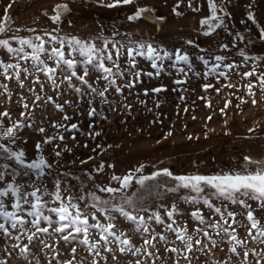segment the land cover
Returning a JSON list of instances; mask_svg holds the SVG:
<instances>
[{"label": "rangeland", "instance_id": "rangeland-1", "mask_svg": "<svg viewBox=\"0 0 264 264\" xmlns=\"http://www.w3.org/2000/svg\"><path fill=\"white\" fill-rule=\"evenodd\" d=\"M112 2L113 0H0V21L5 15L11 21L10 30L5 36L15 34L32 37L48 32L92 40L101 37L125 42L145 41L169 51L180 48L190 55L191 71L187 77L178 76L175 69L168 66L170 62L165 61L164 70L159 76H142L136 87L125 90L123 95L111 92L110 105L115 107V111L110 105H101L97 101L98 112L96 116L89 117L86 102L77 107L66 105L65 113L72 119L63 121L65 113L57 111L50 104L35 105V110L31 113L32 119L28 121L32 126L20 130V140L17 142L25 150L29 160L40 154L35 149L37 142L42 143L45 136L56 135V129L52 128L53 122L78 125V130H60L65 137L63 141L57 139L52 144H42L43 154L52 164L51 169L45 170L46 175L42 177V181L51 189L59 179L62 186L70 184L73 191L78 193L81 188L94 189L97 184L108 185L112 175L123 176L135 172L141 165L144 166L141 173L143 175H149L152 170L163 169L174 174L172 162L178 160L186 163L182 164L183 171L197 166L194 174L211 175L239 169L246 163L245 156L264 159V91L257 86L253 89L255 95L249 96L245 85L249 80L256 83V77L242 79L240 75L250 71L254 64L259 65L258 72H264V39L260 36L261 30H264V0H218V3L223 4V11L218 14L223 16L224 26L211 36L202 35L203 29L200 27V20L209 15L207 0H191L192 7H189V0H135L130 5L107 7ZM58 4H66L68 11L59 22L54 23L50 18L51 9ZM139 6L148 7L151 11L138 21H130L128 16ZM193 8H199V11H193ZM46 12L47 21L40 18ZM249 15L255 18V24L248 19ZM16 29L19 31L14 32ZM31 29H35V33ZM239 36L244 39L241 41ZM188 40L194 41L199 48L187 45ZM96 42L99 43V40ZM225 44L228 45L226 51L222 47ZM200 49L208 51L204 53ZM240 50L250 57L260 59L250 60L229 73L230 81L235 87H225L229 80L223 77L204 78L205 68L198 59L199 56L213 53L225 55V63L235 61L239 64L242 62V57L238 55ZM0 59L9 61L10 57L0 50ZM138 61L139 68L144 72L154 71L150 62L141 58ZM180 67L186 66L181 64ZM94 76L95 74L93 79ZM176 79H184L186 83L177 85L174 83ZM31 80V77L24 80L26 88L35 87L36 92L40 93L39 85H32ZM41 81L47 83L43 76ZM0 83H6L11 93L9 99L8 94L0 89V113L7 110L11 117L2 118V122L5 126H11L12 122L20 121L21 112L26 111L19 102L20 98L23 97V102L31 106L34 96L26 88L21 89L14 80L7 81L0 76ZM76 83L79 87V83ZM205 84H212L213 87L205 92ZM155 88L165 90L157 93L152 91ZM45 91L47 95H53L50 87H46ZM253 99L256 100L255 104ZM65 100L75 102L77 97L71 90H66L57 102L63 103ZM228 101L230 103L225 108ZM208 103L211 107L206 106ZM124 105L130 107L125 108ZM39 127H44L45 133L36 131ZM97 132L100 133L99 136L94 135ZM56 151H60L59 157L55 156ZM220 158H225L227 162L222 164ZM100 164L104 165V169L96 172L95 169ZM153 183L173 185L175 182L161 176ZM112 186L118 185L112 182ZM133 190L140 191L135 185ZM183 194L184 190L178 194L161 191L157 197L155 193L149 196L145 190L144 199L150 201V206L154 209L158 204L170 205L176 201L183 213L177 220L181 225L187 223L189 234H192L197 223L190 219L189 213L196 206L179 201V196ZM252 207L256 218L264 224V209L259 208L255 202H252ZM230 209L238 213L243 211L238 206H230ZM202 211L205 216L209 215L208 209L202 208ZM237 221L240 223L233 227L238 238H247L248 229L241 226L247 223L244 215H238ZM117 227L128 234L134 246H142V237L133 231V225L118 217ZM153 227L156 232L162 231L161 226L153 224ZM167 235L170 240L175 239L171 233ZM211 235L218 241V247L212 248L204 240L207 250L196 249L189 254L191 264H242L245 250L250 253V264H255L256 258L251 255V250H264V243L248 239L246 249L238 247V254H233L229 251L227 236L219 237L214 232ZM12 243L13 241L0 238V260H5L8 264H49L50 261L51 264H67V261L73 260L70 246L63 242L57 246L60 254L55 260L52 259L54 253L42 246L32 247L25 259L18 250L12 248ZM110 246L113 251L101 249L99 257L90 255L83 246H77L74 264H92L93 259L99 261V264H136L137 261L141 264H175L177 259L179 264H189L183 256L177 257L176 254L165 251L166 246L163 244L157 245L158 251H155L153 257H147L143 253H121L116 245ZM172 246L183 247L179 241L175 245H167Z\"/></svg>", "mask_w": 264, "mask_h": 264}, {"label": "snow or ice", "instance_id": "snow-or-ice-1", "mask_svg": "<svg viewBox=\"0 0 264 264\" xmlns=\"http://www.w3.org/2000/svg\"><path fill=\"white\" fill-rule=\"evenodd\" d=\"M134 2L135 0H113L107 7L130 5ZM207 5L209 15L200 20V27L203 29L202 35L211 36L224 26V18L218 14L223 11V4L218 3V0H207ZM189 7H192L191 0ZM67 11L66 4H58L51 9L50 18L57 23ZM150 11L148 7L139 6L128 19L138 21ZM193 11H199V8H193ZM44 14L48 15L47 12ZM248 19L256 23L252 15H249ZM10 25L11 21L5 15L0 21V36L4 37L0 38V50L6 52L10 59L9 61L0 59V76L7 81L14 80L21 89L26 88L24 80L31 77V84L39 85L40 88V93L36 92L35 87L26 88L32 93L34 100L30 106L23 102V97L20 98L19 102L26 110L21 112L20 121L5 126L2 118L10 119V113L7 110L0 113V238L13 241L12 248L18 250L22 257L27 259L32 247L42 246L43 249L54 253L52 259L55 260L60 254L57 251L60 242L70 246L73 260L67 261V264H74L77 246H83L95 257L101 256V249L112 252L113 248L110 245H116L121 253L131 252L133 255L143 253L147 257H153L155 251H158L157 245L163 244L166 246L165 251L174 253L177 257L183 256L191 264L189 254L196 249L207 250L204 240H207L212 248L218 247V241L213 239L212 232L219 237H228L229 251L233 254H238V247L246 249L248 239L264 243V224L256 218L252 207V202H255L259 208L264 209V159L245 156L246 163L239 169L211 175L176 176L168 169L143 175L141 173L144 166L141 165L135 172L123 176L112 175L108 185L97 184L94 189L81 188L77 193L70 184L62 186L59 179L50 189L42 181V177L46 175L45 170L52 168V164L43 154L42 144H52L57 139L63 141L65 137L60 130H78V125L53 122L52 128L56 129V135L45 136L42 143L37 142L35 149L40 154L29 160L25 150L19 147L17 142L20 140V130L32 126L28 121L32 119L31 113L35 110V105L50 104L57 111L65 113L66 105L77 107L80 103L86 102L89 117H94L98 112L97 101L101 105H110L111 92L123 95L125 90L134 89L142 76H159L164 70L165 61L170 62L168 66L175 69L178 76L187 77L191 71L190 55L180 48L169 51L145 41L125 42L114 38L97 37L96 40H99L97 43L92 39L65 37L48 32L32 37H20L15 34L5 36L10 30ZM30 31L35 33L36 30ZM260 36L264 39V30H261ZM239 39L242 41L244 37L239 36ZM186 43L199 48L192 40ZM222 47L225 51L228 49L227 44ZM200 51L207 53L208 50ZM238 55L242 57L239 64L235 61L225 63L227 60L225 55L213 53L199 56L198 59L205 68L204 78L223 77L229 80L225 87H235L230 81L229 73L246 65L250 60L260 59L248 56L243 50H240ZM138 58L150 62V67L154 71L144 72L140 69ZM181 64L186 67H180ZM258 67V64H254L250 71L240 74L242 79L256 77V83L249 80L245 85L249 96L255 95L253 89L257 86L264 91V72H258ZM41 76L47 83L41 81ZM76 82L79 83V87ZM174 83L180 85L186 83V80L176 79ZM46 87L51 88L53 95L46 94ZM212 87V84L203 86L205 92ZM0 89L8 94L9 99L11 98L6 83H0ZM66 90H71L75 94L77 97L75 102L72 100L57 102ZM164 90L155 88L152 91L158 93ZM147 94L145 91V95ZM181 99L183 100V96ZM252 102L255 104L256 100L253 99ZM229 103L230 101L225 103V108ZM206 106L211 107V104L208 103ZM111 107L113 111L116 110L114 106ZM124 107L128 108L130 105ZM71 119L72 117L66 113L62 116L63 121ZM36 131L45 133L46 129L39 127ZM94 135L99 136L100 133ZM60 155V151L55 152L56 157ZM103 169L104 165L100 164L95 171L102 172ZM161 176L175 183L173 185L153 183ZM21 177L26 179L21 180ZM112 182L118 186L113 187ZM134 185L139 187V192L133 190ZM145 190L149 196L155 193L157 197L161 191L178 194L184 190L185 194L179 196V201L196 206L195 210L189 213L190 219L197 223L192 234H189L187 223L181 225L177 220L183 213L180 212L176 201L170 205L158 204L154 209L150 206L151 202L144 199ZM230 206H238L243 211L238 213L231 210ZM202 208L209 210L208 216H205ZM241 214L247 222L241 225L248 229L245 239L238 238L233 227L234 224L240 223L237 216ZM118 217L133 225V231L141 235L143 240L141 247L134 246L128 234L118 229ZM153 224L161 226L162 231L156 232ZM167 233H171L175 239L170 240ZM197 236L199 238H196ZM176 241L183 247H167L169 244L175 245ZM249 254L248 250L243 252L242 264H250ZM251 255L256 258L255 264H262L264 261V250L261 252L251 250ZM0 264L8 262L0 260ZM92 264H99V261L93 259ZM136 264L141 262L137 261ZM175 264H179V259Z\"/></svg>", "mask_w": 264, "mask_h": 264}, {"label": "trees", "instance_id": "trees-1", "mask_svg": "<svg viewBox=\"0 0 264 264\" xmlns=\"http://www.w3.org/2000/svg\"><path fill=\"white\" fill-rule=\"evenodd\" d=\"M68 16V15H66ZM40 18L42 19H45V21H47L48 19L45 17V14L41 15ZM118 22V20H117ZM221 160V163L222 164H225L227 161H225V158H220ZM224 162V163H223ZM172 163H174V165H172V168L174 170V174L173 175H191V174H194L193 172L195 171L196 172V167H190V169L186 170V171H183L182 168H183V165L182 164H186V163H181L180 161L178 160H174ZM200 169L202 168L201 165L199 167ZM152 172H154V170H152L149 174H151Z\"/></svg>", "mask_w": 264, "mask_h": 264}]
</instances>
